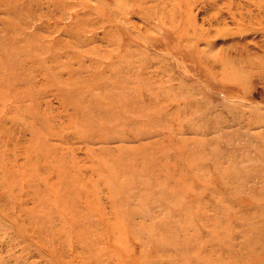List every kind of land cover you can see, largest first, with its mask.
Instances as JSON below:
<instances>
[{"label": "rangeland", "instance_id": "1", "mask_svg": "<svg viewBox=\"0 0 264 264\" xmlns=\"http://www.w3.org/2000/svg\"><path fill=\"white\" fill-rule=\"evenodd\" d=\"M0 264H264V0H0Z\"/></svg>", "mask_w": 264, "mask_h": 264}]
</instances>
